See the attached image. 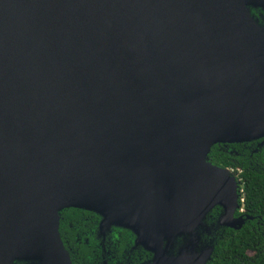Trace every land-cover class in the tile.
<instances>
[{
  "label": "water",
  "instance_id": "95a60500",
  "mask_svg": "<svg viewBox=\"0 0 264 264\" xmlns=\"http://www.w3.org/2000/svg\"><path fill=\"white\" fill-rule=\"evenodd\" d=\"M264 1V0H262ZM251 1L0 0V264H71L58 213L132 231L150 264L238 184L213 145L264 138V32Z\"/></svg>",
  "mask_w": 264,
  "mask_h": 264
},
{
  "label": "trees",
  "instance_id": "16d2710c",
  "mask_svg": "<svg viewBox=\"0 0 264 264\" xmlns=\"http://www.w3.org/2000/svg\"><path fill=\"white\" fill-rule=\"evenodd\" d=\"M252 23L264 32V11L249 7ZM208 160L228 169L238 184V204L234 216L241 217L239 228L221 226L222 209L215 206L200 226L178 235L166 252H209L205 264H264V138L246 143H219L211 147ZM243 199V203L240 200ZM59 236L71 264H150L153 254L136 245L129 229L110 225L99 230L102 218L96 213L69 208L58 213ZM13 264H26L15 262Z\"/></svg>",
  "mask_w": 264,
  "mask_h": 264
},
{
  "label": "bare ground",
  "instance_id": "6f19581e",
  "mask_svg": "<svg viewBox=\"0 0 264 264\" xmlns=\"http://www.w3.org/2000/svg\"><path fill=\"white\" fill-rule=\"evenodd\" d=\"M232 1L235 2L236 4H240V3L245 2V1H251L257 5L264 7V1H262V0H232Z\"/></svg>",
  "mask_w": 264,
  "mask_h": 264
},
{
  "label": "built area",
  "instance_id": "2783aa9c",
  "mask_svg": "<svg viewBox=\"0 0 264 264\" xmlns=\"http://www.w3.org/2000/svg\"><path fill=\"white\" fill-rule=\"evenodd\" d=\"M241 203H243V199L240 200ZM239 211H242V208L240 207Z\"/></svg>",
  "mask_w": 264,
  "mask_h": 264
},
{
  "label": "flooded vegetation",
  "instance_id": "af4514ba",
  "mask_svg": "<svg viewBox=\"0 0 264 264\" xmlns=\"http://www.w3.org/2000/svg\"><path fill=\"white\" fill-rule=\"evenodd\" d=\"M103 264H106L105 262H103Z\"/></svg>",
  "mask_w": 264,
  "mask_h": 264
},
{
  "label": "rangeland",
  "instance_id": "374dc122",
  "mask_svg": "<svg viewBox=\"0 0 264 264\" xmlns=\"http://www.w3.org/2000/svg\"><path fill=\"white\" fill-rule=\"evenodd\" d=\"M229 173H230V171H229ZM232 177H234V176H232Z\"/></svg>",
  "mask_w": 264,
  "mask_h": 264
}]
</instances>
